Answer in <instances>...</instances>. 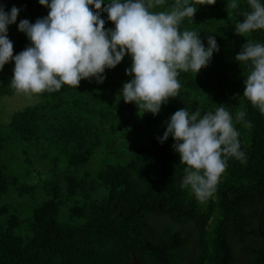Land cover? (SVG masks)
Wrapping results in <instances>:
<instances>
[{
	"label": "trees",
	"instance_id": "trees-1",
	"mask_svg": "<svg viewBox=\"0 0 264 264\" xmlns=\"http://www.w3.org/2000/svg\"><path fill=\"white\" fill-rule=\"evenodd\" d=\"M176 2L164 0L152 10L168 11ZM232 2L190 0L197 11L180 30L195 31L205 48L212 35L219 51L199 73H179L178 96L157 115L124 102L122 87L132 79L126 54L105 70L103 83L85 79L78 88L65 85L38 94L43 101L15 112L8 131L0 126V201L11 187L19 188V197L36 188L49 196L24 218L0 207V217L7 215L0 221V264H261L264 114L243 96V67L235 57L248 40L264 44V30L237 36L235 26L250 9L247 0H235V9ZM12 4L24 5L32 24L49 12L39 0H0L6 13ZM100 17L105 30L115 29L107 12ZM30 46L20 32L13 56ZM0 92H13L1 76ZM240 99L245 115L237 121ZM221 105L233 117L246 162L226 158L227 168L203 206L184 185L186 165L174 151V139L161 143L160 138L176 111L198 110L202 117ZM41 141L53 144L64 158L63 173H55V156L49 179L20 187L6 172L2 153L10 142L31 147Z\"/></svg>",
	"mask_w": 264,
	"mask_h": 264
},
{
	"label": "clouds",
	"instance_id": "clouds-1",
	"mask_svg": "<svg viewBox=\"0 0 264 264\" xmlns=\"http://www.w3.org/2000/svg\"><path fill=\"white\" fill-rule=\"evenodd\" d=\"M215 2L210 0L209 5ZM39 4L49 9L48 15L34 24L20 21L18 30L31 46L15 56L7 28L16 23L19 9L6 13L0 5V70L14 60L10 85L18 93L55 92L65 85L78 88L82 80L91 78L103 83L105 70L115 68L129 54L132 64L126 74L132 79L122 87L123 100L155 116L169 98L178 96L179 73H199L219 51L212 35L205 48L195 31L180 30L181 22L197 11L190 0H177L171 10L159 12L152 9L164 0H108L103 9L105 0H39ZM247 4L250 10L235 26L237 36L264 30V3L247 0ZM231 7H238L235 0ZM101 11L107 12L114 30H105ZM235 60L251 62L243 96L264 114V44L246 41ZM244 115L237 113L236 120ZM166 128L160 142L169 136L174 139V151L186 165L184 185L200 201L214 194L227 157L246 162L233 117L223 105L202 117L198 110L190 114L180 109Z\"/></svg>",
	"mask_w": 264,
	"mask_h": 264
},
{
	"label": "rangeland",
	"instance_id": "rangeland-1",
	"mask_svg": "<svg viewBox=\"0 0 264 264\" xmlns=\"http://www.w3.org/2000/svg\"><path fill=\"white\" fill-rule=\"evenodd\" d=\"M16 7L19 9L18 20L15 24L8 25L7 36L15 45V39L20 33L18 30V25L22 20H28L31 23L30 16L28 14L27 8L21 4H12L11 9ZM243 67V72L241 74L242 78L245 79L250 74L252 70L251 62H238ZM15 64L13 61L5 64L2 70H0V76L11 83L13 77V69ZM43 99L38 95H26L23 93H18L15 89L11 95H5L0 92V126L4 131H8L7 127L11 121L12 115L27 106L35 105L41 103ZM244 103L242 99L238 101V113L243 112ZM247 126L245 125V128ZM57 156L59 159L58 170L55 173H63L64 158L60 157V154L55 151V147L51 143H46L44 141L39 142L36 146H26L22 143L8 144V149L4 150L2 153V164L6 169L8 174L15 176L18 179V184L21 187L41 185L44 181L51 177V166L52 158ZM68 174H74L73 172H68ZM222 177V176H221ZM220 177V178H221ZM190 196H195L190 186H186ZM19 188L11 187L6 194L2 196L0 201V207L8 206L9 210L15 213H19L21 217L24 218L28 214L33 206H36L44 200L48 199L42 190L36 188L32 193L19 197ZM93 197H97V193H93ZM197 199V198H196ZM198 200V199H197ZM208 199L204 201L198 200V202L205 206ZM0 217V221H4L5 217Z\"/></svg>",
	"mask_w": 264,
	"mask_h": 264
},
{
	"label": "water",
	"instance_id": "water-1",
	"mask_svg": "<svg viewBox=\"0 0 264 264\" xmlns=\"http://www.w3.org/2000/svg\"><path fill=\"white\" fill-rule=\"evenodd\" d=\"M261 264H264V249H263V252H262Z\"/></svg>",
	"mask_w": 264,
	"mask_h": 264
}]
</instances>
